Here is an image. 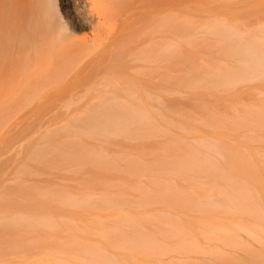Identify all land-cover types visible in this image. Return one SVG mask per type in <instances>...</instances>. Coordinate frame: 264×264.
I'll return each instance as SVG.
<instances>
[{
  "label": "rangeland",
  "instance_id": "374dc122",
  "mask_svg": "<svg viewBox=\"0 0 264 264\" xmlns=\"http://www.w3.org/2000/svg\"><path fill=\"white\" fill-rule=\"evenodd\" d=\"M179 6L150 121L0 105V193L35 220L0 236V264H264V70L247 64L264 0Z\"/></svg>",
  "mask_w": 264,
  "mask_h": 264
},
{
  "label": "bare ground",
  "instance_id": "6f19581e",
  "mask_svg": "<svg viewBox=\"0 0 264 264\" xmlns=\"http://www.w3.org/2000/svg\"><path fill=\"white\" fill-rule=\"evenodd\" d=\"M59 1L0 0V105L90 108L103 123H116L117 113L142 118L120 123L150 121L145 114L160 109L169 91L165 65L178 54L180 0H83L80 7L64 0L63 10ZM247 64L264 70V51H252ZM17 201L0 193L1 237L35 221L4 206Z\"/></svg>",
  "mask_w": 264,
  "mask_h": 264
}]
</instances>
